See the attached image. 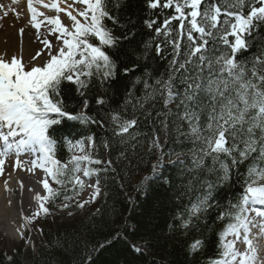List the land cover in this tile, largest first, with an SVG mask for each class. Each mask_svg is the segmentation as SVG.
<instances>
[{
	"label": "snow or ice",
	"instance_id": "6c2138e0",
	"mask_svg": "<svg viewBox=\"0 0 264 264\" xmlns=\"http://www.w3.org/2000/svg\"><path fill=\"white\" fill-rule=\"evenodd\" d=\"M74 2L84 5L78 10L83 22L69 12L71 25L65 26L59 15L38 20L43 14L33 7V0H28L32 27L39 33L41 25L46 22L51 26L49 33H59L56 39L58 42L62 40L54 50L51 42L44 39L50 57L46 62L40 66H26L16 57L10 61L0 57V167L10 152L17 157L24 153L34 157L30 161L32 168L43 169L58 185L67 181L82 185L83 180L77 175L81 171L84 177L95 175L96 183L92 185L94 200L101 191L100 173L114 171L110 168L113 162L94 159L89 151L72 155L68 163L61 164L54 155L57 142L50 134L53 126L66 120L104 128L107 121L111 136L102 138L101 146L108 150V155L116 149L123 159L129 160L128 150L135 151L141 135L150 139L151 150L161 147L160 133L168 138L175 132L192 144L190 163L180 161L184 165L182 174L187 180L181 185L183 191L180 195L189 197L190 207L185 206L184 211L174 218L179 224L170 227L177 231L182 229L187 234L197 227L209 209L215 207L216 221L224 225L217 233L215 255H209L206 242L195 237L188 245L189 250L201 252L205 264H254L255 249L248 235L251 221L245 213L249 205H264V49L258 50L251 58L240 60L237 56L248 51V38L264 26V0H217L210 3L205 0H164L163 3L161 0H147L150 9L173 10V14L166 15L159 26L155 19L144 21L147 28L154 29L155 36L145 45L143 55L147 57L154 44L156 56H171L168 67L158 77L147 71L137 77L133 87L126 92L122 105L117 109L110 108L107 113H97L100 119L87 114L90 101L86 96L94 80L106 95L110 82L118 75L117 63L105 49L115 48L121 40L134 38L135 33L117 37L106 26V19L114 25L119 24L118 16L110 14L108 0ZM50 6L57 13L64 11L55 0ZM119 6L117 0L114 7L118 9ZM221 15L224 16L222 23ZM174 21H179L178 27H173ZM161 36L163 41L155 43ZM221 45L226 47L221 48ZM168 48H171L170 53ZM132 70L125 67L123 74ZM64 81L75 85L77 94L83 98V107L77 112L70 111L62 98ZM137 84H143L139 96L134 91ZM105 95H97L98 106L109 103ZM172 104L175 108L170 107ZM129 106L130 113L127 111ZM142 121L150 127V133L136 131ZM65 139L70 150L78 148L84 152V140H76L73 145L71 139ZM87 140L90 149L96 148L94 137L89 136ZM162 160L163 156H158L153 172L157 171ZM246 162L245 173H240V166ZM16 164L20 166L19 159ZM101 164L105 167H91ZM32 168L28 170L32 171ZM234 170L238 177H242L236 202L213 205V190L230 182ZM208 175H214L215 180H209ZM148 179L144 177L141 186ZM162 182L170 183L167 177H163ZM42 183L47 194H37L36 199L41 203L34 216L41 210L47 213L45 202L60 194L50 186L47 178ZM83 206V203L79 204V207ZM256 214L264 217V210L256 209ZM261 228L264 229V224ZM229 236L234 239H228ZM241 238L247 245L245 251L236 247ZM111 242L106 239L97 243L102 249ZM92 250L97 251V246L93 245ZM84 264H92L90 255Z\"/></svg>",
	"mask_w": 264,
	"mask_h": 264
},
{
	"label": "trees",
	"instance_id": "16d2710c",
	"mask_svg": "<svg viewBox=\"0 0 264 264\" xmlns=\"http://www.w3.org/2000/svg\"><path fill=\"white\" fill-rule=\"evenodd\" d=\"M118 2L120 5L118 9L114 7L117 0H108V7L111 15L118 16L119 24L114 25L112 21L106 19V26L117 37L133 32L135 37L121 40L115 48L105 49L117 63L118 75L110 82L106 95L101 92L98 82L94 80L86 96L90 101L87 114L96 115L97 119H100L97 113H107L110 108L117 109L122 105L126 92L133 87L137 77H142L145 71L151 73L153 77L160 76L165 73L171 59V56L166 54L163 57L156 56L154 44L150 54L147 57L143 55L145 45L155 36L154 29L147 28L144 21L155 19L159 26L166 15L173 14V10L150 9L147 7V0ZM163 2L164 0H161V3ZM210 2L217 0H205V3ZM223 19L224 16L221 15V23ZM178 25L179 21L173 22V27ZM163 39L161 36L155 43H160ZM248 39V51L238 54L237 59L251 58L258 50L264 49V26ZM211 46L209 44V47ZM224 47L226 46L221 45V48ZM167 52L170 53L171 48H168ZM125 67L133 70L124 75ZM142 88L143 84L136 85L134 91L137 96L141 94ZM61 90L62 98L70 111L77 112L83 107V98L77 94L75 85L64 81ZM97 95H105L109 103L98 106ZM170 107L175 108V104ZM127 111L131 112L130 106ZM53 129L50 130V134L57 142L54 155L61 164L68 163L74 155L73 148L70 150L65 138L71 139L74 145L76 140L87 142V137L92 136L97 145L94 149L89 148L93 158L103 161L106 157L107 160H111L113 163L110 168L114 171L100 173L101 191L91 210L83 215H73L67 222L61 220L56 210L60 204L77 196L80 186L73 185L70 181L58 185L49 177L50 186L57 189L60 194L45 202L47 213L41 211L37 216L36 241L29 246L17 245L9 252L0 249V264H84L89 255L92 264H205V256L201 252L193 253L188 248L193 237L204 240L207 253L215 255L217 233L224 226L216 221L218 213L215 207L209 209L197 227L192 228L187 234L182 229L177 231L170 227L173 224L178 225L179 220L174 218L184 211L185 206L190 207L189 197L180 195L183 191L181 185L187 183L185 175L182 174L184 165L180 161L190 163L189 150L192 147L183 136L178 137L173 132L166 138L160 133L161 147L150 150V139L141 135L135 151L128 150L129 160L123 159L120 151L116 149L111 150V154L108 155V150L101 146L102 138L111 136L107 121L104 128H101L95 124L82 126L78 122L65 120L53 126ZM184 130H187L186 125ZM136 131L150 133L151 129L142 121ZM161 155L162 164L158 166L159 170L153 172L152 167ZM170 160H172L170 163H163ZM91 167L104 168L105 165ZM247 167V162L241 165L240 173H245ZM146 176L149 179L141 186V181ZM163 177H167L170 183H163ZM207 178L215 180L214 175H208ZM241 180L242 177H238L234 170L230 182L213 190L214 199L211 203L213 205L217 202L222 205H227L229 201L235 203V197L241 191ZM65 196L68 198L65 199ZM106 239H111L112 242L102 249L99 248L97 242ZM93 245L97 246V251L92 250Z\"/></svg>",
	"mask_w": 264,
	"mask_h": 264
},
{
	"label": "bare ground",
	"instance_id": "6f19581e",
	"mask_svg": "<svg viewBox=\"0 0 264 264\" xmlns=\"http://www.w3.org/2000/svg\"><path fill=\"white\" fill-rule=\"evenodd\" d=\"M23 1L21 3L22 6L16 4L11 7L10 15L0 13V18L8 15L10 18L19 17L21 20L23 19V23H10L14 24L18 29L14 32L8 31L10 36H5L8 40L0 45V49H9L10 52H16L18 40H21L19 45H21V51L26 58L23 62L35 61L33 60L35 53L44 52V39L47 38L50 42L55 41L57 40L56 35H59V33L50 34L49 28L51 26H47L46 22L41 25L38 33L32 27L31 14L28 11V0ZM52 2L53 0H33V7L43 14L38 17V20H43L45 16L59 15L62 23L65 26H70L71 20L68 13L71 12L72 15L78 17V10H81V4L74 2V0H55L58 6L64 9V11L57 13L56 9L50 6ZM44 5L49 6L45 7ZM6 7L0 0V11L4 8L6 9ZM9 38H15V40H10ZM36 62L38 61L36 60ZM18 158L24 160L25 165L17 173L11 171L8 177H4L2 167H0V232L3 236L13 240H18L21 237L23 233L22 223L27 222L26 218L31 214L32 208L38 206L40 201L36 199V196L37 194L43 196L42 181L45 178L43 169L32 168L30 161L34 159L33 156L21 153ZM10 166H12L10 167L11 169L15 168L14 164ZM30 168H32V171L28 170ZM261 208L264 210V206L261 205ZM261 222H264V217L256 216L251 219V223L256 224L257 227H255L256 233L252 232V236L249 239L252 240V247L255 249V253L261 252L264 254V229L261 228V225H258ZM257 262L260 264V259L256 256L254 264H257Z\"/></svg>",
	"mask_w": 264,
	"mask_h": 264
},
{
	"label": "rangeland",
	"instance_id": "374dc122",
	"mask_svg": "<svg viewBox=\"0 0 264 264\" xmlns=\"http://www.w3.org/2000/svg\"><path fill=\"white\" fill-rule=\"evenodd\" d=\"M5 4H8V2H5ZM10 6L13 4H9ZM84 5H81V8H83ZM5 12V8L0 11V13ZM8 15H10V11L6 12ZM4 17V18H0V45L2 43H6L7 42V37L10 36L9 32H14L15 30L17 31L18 27H16L14 24H10V23H15V22H21L23 23V19L21 20V18H17V17ZM80 20L83 22V18H80ZM9 31V32H8ZM15 37V36H14ZM35 37V35H34ZM33 37V38H34ZM10 40H15V38H9ZM20 39V38H19ZM21 40H18V44L16 47V52H10L9 49H0V57L10 61L12 57H16L18 59L21 60L22 63H24L26 66H32V65H36V66H40L43 62H46L47 59H49V55H48V50H45V52L40 53V55L38 56L37 53L35 55L36 59L35 61H25L23 62L24 59H26L24 57V53L21 51V45L20 44ZM62 43L60 42H53L51 45L53 47V49L55 50L59 45H61ZM36 60L38 62H36ZM89 148L88 145H84V152L81 153L80 150L78 148H76V155H83L88 153ZM8 155V154H7ZM14 157L12 155H10V157L6 158V162L3 164L2 166V170H3V176L4 177H8V175L10 174L11 171L14 172H18V170L20 168H23L24 166V162L22 161V165L20 166H16L14 169H11L10 166L11 164H13L14 161ZM11 163V164H10ZM21 163V162H20ZM80 177L83 180V191L79 194V196H77L74 199H70L68 200L67 204L68 207H64L65 204L60 205L59 206V210L56 212L58 214V216L61 218V220H63V222H67L69 220V218L71 216H79V215H83L85 213H87L88 211L91 210V208L94 206L95 204V199L98 197L96 196V198L93 200L92 199V195H93V187L92 185H94V180L91 177H84L83 176V172H80ZM47 178V177H46ZM48 179V178H47ZM83 203L84 206L83 207H79V204ZM39 209V205L38 206H34L32 208V212L31 214L27 217V222L26 223H22V228H23V233L21 235V237L18 240H13L7 236H3L2 233L0 232V249L9 252L11 250H13V248L20 243H33L36 241L34 240V233H35V229H36V223L38 220V215H33L34 213H36ZM256 209H258L256 206H252L249 205L248 209H247V216L249 218H253L256 217ZM232 236H229L228 239H231Z\"/></svg>",
	"mask_w": 264,
	"mask_h": 264
}]
</instances>
